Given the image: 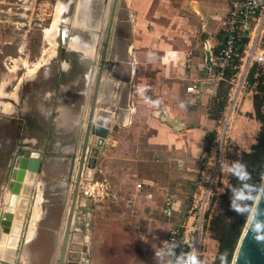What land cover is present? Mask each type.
<instances>
[{
	"label": "rangeland",
	"instance_id": "obj_1",
	"mask_svg": "<svg viewBox=\"0 0 264 264\" xmlns=\"http://www.w3.org/2000/svg\"><path fill=\"white\" fill-rule=\"evenodd\" d=\"M91 1L95 17H99L101 3ZM37 2L48 5L0 0V89L6 93L0 100L12 105L9 113L0 110V215L2 210H12L9 184L17 151L26 148L33 153L40 152L41 159V171L35 174L30 187L17 244L15 248L8 247L11 260L0 257V264H169L164 258L166 255L160 252L159 241L167 236L170 225L180 223L186 215L187 209L183 208L198 180L196 175L204 162L203 156L189 166L183 158L163 156L142 134L138 136L140 131L133 130L118 132L117 144L105 143L106 137L97 146L96 137L86 135L87 128L79 113L75 114L74 119L78 120L75 125L69 126L68 121L59 118L57 107L64 106L68 112L72 107L74 113L84 98L78 92L83 87L79 74L84 63L77 55L68 54L71 62L68 72L62 73L61 64L55 61L44 65L36 75L26 73L21 78L24 66L28 70L35 63L30 66L21 57H12L20 55L17 50L22 45L23 56L33 59L44 45L42 34L46 45L54 46L60 17L68 21L77 15L79 4L85 5L87 0ZM40 8H45L41 10L43 18L37 15ZM53 13L55 18L49 25ZM65 28L64 24L58 26L62 36L57 40L62 46L68 41ZM261 43L264 46V36ZM248 116H252L260 130V121L253 113ZM254 144L249 150L238 152H253ZM218 159L217 154L209 171H215ZM222 163L218 189L205 216L201 264H214L219 252L217 231L212 229L213 218L217 214L226 217L230 211L231 217L224 219L229 223L240 218L246 207L240 192L233 201L219 204V195L230 186L231 173H240L237 165L226 158V152ZM255 173L261 184L264 171ZM142 177L155 185L159 181L157 185L170 189V194L175 193L181 200L182 212L171 219L164 217L160 190L151 198L146 191L143 194L134 189ZM41 189L42 194L38 196ZM21 194L25 196L23 191ZM36 200L42 201L41 212L35 208ZM18 210L16 207L15 214ZM15 214L10 225L16 221ZM3 233L0 224V244Z\"/></svg>",
	"mask_w": 264,
	"mask_h": 264
},
{
	"label": "crops",
	"instance_id": "obj_2",
	"mask_svg": "<svg viewBox=\"0 0 264 264\" xmlns=\"http://www.w3.org/2000/svg\"><path fill=\"white\" fill-rule=\"evenodd\" d=\"M26 1L31 5L38 3L37 0L21 2ZM99 1V17H95L91 0H87L85 5L79 4L80 12L77 11V15L75 13L68 21L60 17L53 37L55 45H46L42 34L44 45L33 59L23 56L21 45L17 50L20 55L12 58L21 57L30 66L35 63V67L28 70L24 66L21 78L26 73L36 75L44 65L55 61L61 64L62 73H66L71 65L67 55H77L85 65L79 74L83 87L78 90L84 98L74 113L71 112L74 110L72 107L69 112L64 106L57 107L55 111L60 113L59 118L68 121L69 126L75 125L78 120L74 117L79 113L86 129L93 110L94 118L103 116L109 120L105 143L117 144L118 132L140 131L138 136L142 134L147 143L157 148L163 156L183 158L189 166L200 156L205 157L196 176L197 179L201 174L208 176L217 153L216 144L213 142L208 152L204 148L207 134L215 130L216 119L222 112L223 107L218 110L217 102L224 96L226 83L221 82L217 86L211 84L197 97L185 88L205 77L208 50L204 45L208 42L215 49L222 42L221 22L230 0H117L104 68L97 86L98 64L103 54L112 4V0ZM45 4L48 5L45 2L38 3L41 7ZM44 9H39L41 14H37L38 17H44V12H41ZM54 18L53 13L49 25ZM63 24L69 35L68 41L62 46L57 37L62 36L58 26ZM45 37L49 38L46 32ZM19 61L22 64V60ZM248 87L228 133V145L244 151L256 142L259 131L255 120L248 116L253 113L254 85L248 83ZM12 93L14 96L15 93ZM5 94L0 89V96ZM0 110L11 112V103L0 100ZM146 180L142 177V188L134 189L151 195L160 190L162 203L163 194L170 189L159 186V181L157 188H154L155 183ZM41 194L42 189L38 196ZM173 195L178 198L175 193ZM36 202L38 206L35 208L41 212L42 201ZM189 203H185L184 208ZM164 258L172 264L171 257L166 255Z\"/></svg>",
	"mask_w": 264,
	"mask_h": 264
},
{
	"label": "built area",
	"instance_id": "obj_3",
	"mask_svg": "<svg viewBox=\"0 0 264 264\" xmlns=\"http://www.w3.org/2000/svg\"><path fill=\"white\" fill-rule=\"evenodd\" d=\"M221 32L223 40L217 48L213 49L208 42L204 45L208 50L205 77L185 88L197 97L211 84L226 83L223 109L216 119L214 130L219 159L215 171L208 176L201 174L195 183L183 220L170 225L167 236L159 241L160 252L170 256L172 264H187L189 252H195L201 261L205 216L214 191L218 189L217 178L223 169L222 156L227 150L228 133L246 93L250 68L254 64L264 67V46L261 43L264 36V0H230L221 22ZM243 38H246L245 42H242ZM136 187L142 188V184L137 183ZM151 196L147 193V197ZM162 203V214L167 219L182 212L179 199L169 192L163 194Z\"/></svg>",
	"mask_w": 264,
	"mask_h": 264
},
{
	"label": "trees",
	"instance_id": "obj_4",
	"mask_svg": "<svg viewBox=\"0 0 264 264\" xmlns=\"http://www.w3.org/2000/svg\"><path fill=\"white\" fill-rule=\"evenodd\" d=\"M245 41L246 38H243L242 42ZM248 82L249 84H253L255 89L252 96L253 115L261 123L257 142L253 146L254 151L250 153H240L235 146L227 147L226 158H228L231 163L237 165L240 173H231L230 186L224 191V193L219 195V204L224 205L227 201H233V199L237 197L238 192H240V197L246 200V207L244 214L240 218H236L229 223L224 219L226 217H231L230 211H228L226 217L217 214V216L213 218L212 229L215 232L217 231V238L219 240V252L214 264L231 263L234 249L260 187L259 178H256L255 172L260 173L264 171V67L254 64L250 68ZM224 94L225 92L223 95ZM222 97L219 99V102H217L218 110H221L223 107ZM214 138L215 132L213 130L207 134V144L204 148L206 152L210 150ZM203 161H205V157H203ZM255 179H257V181H255ZM186 201L187 205L190 202V199L188 198ZM183 209L186 210L187 208Z\"/></svg>",
	"mask_w": 264,
	"mask_h": 264
},
{
	"label": "water",
	"instance_id": "obj_5",
	"mask_svg": "<svg viewBox=\"0 0 264 264\" xmlns=\"http://www.w3.org/2000/svg\"><path fill=\"white\" fill-rule=\"evenodd\" d=\"M117 0H112L106 37L104 42V49L101 58V62L98 64V80L97 86L100 82L101 72L104 68L105 54L110 38V31L114 18V11ZM109 133V120L103 116L94 118L93 110L89 115L87 121L86 135H93L96 137V145L100 146L103 140ZM23 148L17 151L14 160L15 168L12 173L13 178L9 184L11 195H13L17 189L19 180H21L23 172L27 174H36L41 171V159L40 152L32 153L30 150ZM95 151L98 152V147H95ZM96 155V154H95ZM92 167V165H90ZM12 198V197H11ZM12 218V211L2 210L0 215V224L3 228V232L8 233L10 228V220ZM257 225L259 227L257 228ZM20 233V232H19ZM258 237H264V178L255 197L253 206L246 220L244 228L241 232L239 240L237 242L235 251L233 253L231 264H264V239ZM18 241V240H17ZM17 244V242H16ZM15 248V247H14ZM12 255V253H11ZM11 260V259H9Z\"/></svg>",
	"mask_w": 264,
	"mask_h": 264
},
{
	"label": "bare ground",
	"instance_id": "obj_6",
	"mask_svg": "<svg viewBox=\"0 0 264 264\" xmlns=\"http://www.w3.org/2000/svg\"><path fill=\"white\" fill-rule=\"evenodd\" d=\"M26 150V149H24ZM31 151V150H30ZM32 152V151H31ZM33 153V152H32ZM27 172H23L21 180H19L18 189L17 191L12 195L10 203L12 204L11 211L12 214L17 207L19 210L17 211V214H15V222L14 224H11V229L9 230V233L4 232L2 234L1 239V248H0V257L1 258H9L11 259V255H9V249L8 247L15 246V242L18 239V235L21 229V223L23 218V213L25 212V207L28 201V195L30 193V187L33 184V179L35 178V174H26ZM264 178V177H263ZM35 180V179H34ZM26 183V184H25ZM22 191L25 193V196H22ZM21 194V195H20ZM17 217V218H16ZM14 234V235H12ZM12 245V246H11ZM8 249V250H7ZM7 252V253H6ZM6 254V257H5Z\"/></svg>",
	"mask_w": 264,
	"mask_h": 264
},
{
	"label": "clouds",
	"instance_id": "obj_7",
	"mask_svg": "<svg viewBox=\"0 0 264 264\" xmlns=\"http://www.w3.org/2000/svg\"><path fill=\"white\" fill-rule=\"evenodd\" d=\"M143 89H141L142 91ZM259 225H257V228ZM259 239H264V237H258ZM187 264H201V261L198 259V256L195 252L188 253V262Z\"/></svg>",
	"mask_w": 264,
	"mask_h": 264
}]
</instances>
